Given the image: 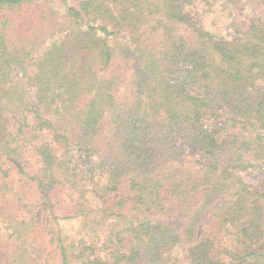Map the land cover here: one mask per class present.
Returning a JSON list of instances; mask_svg holds the SVG:
<instances>
[{
  "label": "trees",
  "instance_id": "obj_1",
  "mask_svg": "<svg viewBox=\"0 0 264 264\" xmlns=\"http://www.w3.org/2000/svg\"><path fill=\"white\" fill-rule=\"evenodd\" d=\"M217 1L0 0V264H264V0Z\"/></svg>",
  "mask_w": 264,
  "mask_h": 264
},
{
  "label": "rangeland",
  "instance_id": "obj_2",
  "mask_svg": "<svg viewBox=\"0 0 264 264\" xmlns=\"http://www.w3.org/2000/svg\"><path fill=\"white\" fill-rule=\"evenodd\" d=\"M55 9L60 12L63 11L62 4L56 3ZM259 15L257 12H251L247 7L240 5L238 7H231L226 1H217L210 11L207 12L206 28L218 35L225 36L227 38L236 37L238 31H244L250 23L251 17ZM31 103H37V90L36 88L29 86L28 88ZM220 122V120H217ZM176 145L184 150L188 156V159L194 163L200 165H207L210 163V158L198 151L187 139L182 136L176 135L174 137ZM244 180L257 187H264V169H249L241 173ZM175 225L180 226L179 220L172 221ZM74 222L64 221L63 227L65 231L74 232ZM182 264H197L194 261L187 258L186 253L181 252Z\"/></svg>",
  "mask_w": 264,
  "mask_h": 264
}]
</instances>
